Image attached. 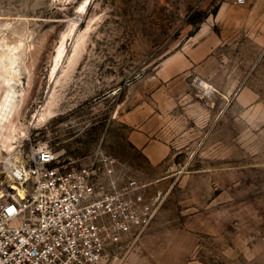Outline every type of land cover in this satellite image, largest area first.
I'll use <instances>...</instances> for the list:
<instances>
[{
	"label": "rangeland",
	"instance_id": "374dc122",
	"mask_svg": "<svg viewBox=\"0 0 264 264\" xmlns=\"http://www.w3.org/2000/svg\"><path fill=\"white\" fill-rule=\"evenodd\" d=\"M0 41L23 49L0 190L34 145L107 155L155 210L106 264H264V0H0Z\"/></svg>",
	"mask_w": 264,
	"mask_h": 264
},
{
	"label": "built area",
	"instance_id": "2783aa9c",
	"mask_svg": "<svg viewBox=\"0 0 264 264\" xmlns=\"http://www.w3.org/2000/svg\"><path fill=\"white\" fill-rule=\"evenodd\" d=\"M114 161L64 169L55 151L31 146L0 190V264H106L155 210L136 179L117 182Z\"/></svg>",
	"mask_w": 264,
	"mask_h": 264
},
{
	"label": "bare ground",
	"instance_id": "6f19581e",
	"mask_svg": "<svg viewBox=\"0 0 264 264\" xmlns=\"http://www.w3.org/2000/svg\"><path fill=\"white\" fill-rule=\"evenodd\" d=\"M0 50V149L10 153L16 147L14 143L17 137V126L13 121V116L15 112H17V85L20 83V63L23 49L19 45H10L5 42L3 44L0 41ZM77 51L78 45H76L74 53H77ZM63 52L64 46L63 42H61L58 47L57 58H60ZM44 115H46V113L42 112L40 117H44ZM5 161L10 163L13 162V160L10 161V159ZM12 165H14V163H12ZM15 166L10 170V179L11 171ZM10 185L14 186V184Z\"/></svg>",
	"mask_w": 264,
	"mask_h": 264
},
{
	"label": "crops",
	"instance_id": "0c3cea01",
	"mask_svg": "<svg viewBox=\"0 0 264 264\" xmlns=\"http://www.w3.org/2000/svg\"><path fill=\"white\" fill-rule=\"evenodd\" d=\"M134 122L136 120V122H143V120L141 118H137V117H132L131 118ZM142 130L139 131H134L131 134V140L134 143V145L143 148V153L149 158L151 159L153 162H157L159 161L164 154V150L159 148L158 144L159 143H152L149 141V131L146 130L145 128H141ZM163 146V145H162ZM161 146V147H162Z\"/></svg>",
	"mask_w": 264,
	"mask_h": 264
},
{
	"label": "snow or ice",
	"instance_id": "6c2138e0",
	"mask_svg": "<svg viewBox=\"0 0 264 264\" xmlns=\"http://www.w3.org/2000/svg\"><path fill=\"white\" fill-rule=\"evenodd\" d=\"M8 211L11 213L13 211V209L9 208Z\"/></svg>",
	"mask_w": 264,
	"mask_h": 264
}]
</instances>
